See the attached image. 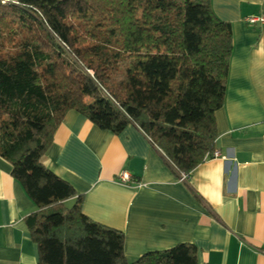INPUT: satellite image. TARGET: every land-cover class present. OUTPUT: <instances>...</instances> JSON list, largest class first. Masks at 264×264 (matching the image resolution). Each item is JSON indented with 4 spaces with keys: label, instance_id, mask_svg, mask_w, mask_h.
Wrapping results in <instances>:
<instances>
[{
    "label": "trees",
    "instance_id": "obj_1",
    "mask_svg": "<svg viewBox=\"0 0 264 264\" xmlns=\"http://www.w3.org/2000/svg\"><path fill=\"white\" fill-rule=\"evenodd\" d=\"M232 40L211 0H0V157L35 205L38 264H198L188 242L129 260L123 232L41 158L76 110L115 134L135 126L189 173L214 151Z\"/></svg>",
    "mask_w": 264,
    "mask_h": 264
},
{
    "label": "crops",
    "instance_id": "obj_2",
    "mask_svg": "<svg viewBox=\"0 0 264 264\" xmlns=\"http://www.w3.org/2000/svg\"><path fill=\"white\" fill-rule=\"evenodd\" d=\"M211 5L231 23L233 39L223 105L214 113V150L222 157L205 159L179 181L135 126L115 134L68 110L41 158L82 196L85 215L123 232L129 260L188 242L198 264H264V22L245 20L264 16V0ZM34 209L0 157V264H38L25 223Z\"/></svg>",
    "mask_w": 264,
    "mask_h": 264
},
{
    "label": "built area",
    "instance_id": "obj_3",
    "mask_svg": "<svg viewBox=\"0 0 264 264\" xmlns=\"http://www.w3.org/2000/svg\"><path fill=\"white\" fill-rule=\"evenodd\" d=\"M246 22L249 24H255L257 22L263 23L264 22V16L263 15H250L246 17ZM213 157H222L221 153L218 150H214L211 155L208 156V158ZM179 181H185L189 177V173L180 171L177 173ZM128 179V175L126 173H122L120 176V181L126 182ZM264 254V248L260 250Z\"/></svg>",
    "mask_w": 264,
    "mask_h": 264
},
{
    "label": "rangeland",
    "instance_id": "obj_4",
    "mask_svg": "<svg viewBox=\"0 0 264 264\" xmlns=\"http://www.w3.org/2000/svg\"><path fill=\"white\" fill-rule=\"evenodd\" d=\"M67 205H69V206H70L71 204L67 203Z\"/></svg>",
    "mask_w": 264,
    "mask_h": 264
}]
</instances>
